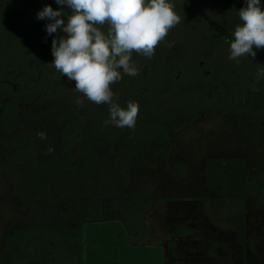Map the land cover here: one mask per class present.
<instances>
[{
    "label": "rangeland",
    "instance_id": "1",
    "mask_svg": "<svg viewBox=\"0 0 264 264\" xmlns=\"http://www.w3.org/2000/svg\"><path fill=\"white\" fill-rule=\"evenodd\" d=\"M233 1L221 0L218 3L211 1L205 3L203 7L194 6L189 11H181L176 8L179 0H170L175 4L174 10L182 18L181 23L171 29L165 40L156 47L155 54L159 55L147 58L133 54L134 58L135 55L138 57L135 60L137 67L142 62L152 64L151 71L149 72L148 69L145 75L147 80L144 85L152 86L153 89L156 85H162L155 83L156 77L162 74L167 75L171 71L162 64V54L164 55L167 49L173 47L185 48L186 57L177 61V64L185 69L190 70L195 59H198L201 54L209 57L210 61H215L214 66H221L220 60L216 62L217 57L211 56L212 53L201 51L202 44L196 39L195 32L203 16L207 15L216 19L217 16L228 15L232 11ZM212 25L211 22L206 24L209 29L213 27ZM171 38L174 40L171 41ZM171 42L172 45H170ZM262 50V53L256 55L261 57L262 64L254 63L252 67L257 73L258 69L264 66V49ZM242 58L239 63L234 61L232 64L236 67L250 64L247 60L242 61ZM256 72H254L255 75H257ZM214 75H210L211 79L221 83L226 93L235 90L232 85H229L230 82ZM138 76L139 74L134 77L124 75L122 81L113 85L112 88L118 99L126 102L122 107H126L129 101L143 102L145 106L149 104V114L145 112L138 117L135 128L130 129L121 138L119 136L116 139L117 135L115 137L114 133L106 132L104 129L101 134L95 135L101 140L103 136L111 137V140H107L110 145H113L111 154L113 159L117 157L118 165L123 171L111 169L95 178L88 176L85 171H80L79 176L80 179L87 181V188L91 190V194L102 198L101 202H97L98 205L111 203L113 200L119 206L114 209L113 214L103 209L104 215L101 219L94 213L88 214L92 211H87L84 217L86 221L101 222L104 219H119L126 223L130 235L132 231L133 246L165 248L169 243L178 245L180 240L177 235H174L177 231L171 232L172 224L176 219H184L187 220L188 225L194 226L191 229L199 227L198 231L203 234L201 241L198 239L200 237L185 241L186 244L188 243L186 246L189 250L186 256H180V258L185 260L186 264H264V191L260 195L249 192L244 210L238 202L232 200L204 203L195 199L200 195L203 187V166L207 158H244L251 181L258 175L264 174L263 120L259 117L257 118L259 122L240 125L237 114L227 113L225 110L223 112V108L216 107L212 113H205L193 122L187 124L182 121L176 122V118L182 116L186 110V105L180 103L181 97H169L168 103L149 98L147 101L149 103L146 104V99L137 98L139 87L144 86L138 81ZM261 78L264 79V77ZM190 79L188 77L186 82ZM50 80V77L47 78L43 85H48ZM65 87L63 85V88ZM51 93L52 98L49 101L30 105L20 104V110L13 121L14 128L8 129V125L0 121V259L9 249L11 239L18 236L17 231L29 228L32 221L38 222L39 229L48 228L53 232H60L62 236L57 237L59 245L63 239L67 243L66 234L78 225V219L74 215V196L69 192L66 194L63 190H60V193L48 192L36 181L27 179L25 174L33 168L27 147L18 149V147L11 148L10 145H5V139L16 137L22 130L37 129V134L45 133L39 124H37L39 128H36V124L27 120L32 119L35 112L44 111L43 113L47 112L46 124L50 127L49 132L51 131L52 134L46 132V139L43 140L49 142L51 147L39 136L36 137L39 153L49 156L44 158L37 155L40 166L37 173H45L52 177L54 173L63 169L64 163H61V160L64 154L69 152L76 155V151L84 152L82 150L84 148L88 150L94 148L89 139L83 142L73 139L74 133H79L74 130L69 138L56 141L57 135L62 131V125H56L51 118L57 115L58 119L64 120L68 117V108L70 109L72 104L79 120L88 119L91 123L90 116L103 105L88 101L80 93L78 96L75 93L71 95L63 93L62 96ZM78 99L84 101L82 105L76 103ZM6 102L9 103L10 100ZM172 123L174 124L171 128H176L177 131H172L167 138H162L161 143L158 142L157 139L161 138L159 132L167 133ZM97 127L98 125L93 126L95 130ZM75 130L81 131V127L78 125ZM96 131L100 133L99 129ZM81 132L84 138L91 137L90 127H86V130L83 129ZM53 140L56 141L58 149ZM107 146L109 145H104V148ZM140 149H143L141 153ZM175 164L183 166V174H177L174 171ZM114 174H117V177ZM98 179L102 181L99 183ZM81 188L77 186L76 190L80 191ZM141 198L149 201L148 209L144 212L137 209L141 208V204L144 205L145 200H136ZM242 212H244V218ZM198 240L200 241L198 244H193V241ZM179 245L182 249L181 243ZM198 246L202 248L197 250ZM166 251L167 247L165 259ZM59 254L57 264H61L67 252L65 250Z\"/></svg>",
    "mask_w": 264,
    "mask_h": 264
},
{
    "label": "trees",
    "instance_id": "2",
    "mask_svg": "<svg viewBox=\"0 0 264 264\" xmlns=\"http://www.w3.org/2000/svg\"><path fill=\"white\" fill-rule=\"evenodd\" d=\"M211 1L218 3L221 0H179L176 8L181 11H189L194 6L203 7L205 3ZM261 3L264 5V0H261ZM232 4V11L228 15H220L216 19L207 15L203 16L199 22L200 26L195 32L196 39L202 44L200 45L201 51L212 53L211 56L217 57L216 62L220 60L221 66H214L215 61H210L209 57L201 54L188 70L177 64L178 60L186 57L185 48L167 49L165 54H162V64L170 68L171 71L167 75L162 74L155 79V83L162 85H156L154 89L152 86L144 85L147 80L145 75L148 69L149 72L151 71L152 64L148 65L146 62L138 64V81L144 86L139 87L137 98L146 99V102L152 98L168 103L169 97H181L180 103L186 105V110L175 121H182L185 124L199 119L205 113H212L216 107L223 108V112L225 110L227 113L237 114V121L240 125L254 121L259 122L257 120L259 117L264 123V79L255 75L256 71L252 68L254 63L262 64L261 57L256 56L253 59L251 56H245L242 61L247 60L250 64L239 67L234 66L232 64L234 60L229 59L233 32L235 27L241 23L238 10L245 7V0H234ZM46 5H50L54 10L61 8L55 3V0H0V100L5 102H0V121L6 123L8 129L14 128L13 121L20 110V104L30 105L49 101L52 98L51 92L58 96H62L63 93L66 95L75 93L77 96L79 94L74 89L75 81L68 80L51 65L54 59L51 51L52 40L58 34H64L58 30V33L49 36L45 31V25L50 21L36 18L37 13ZM64 11L67 15L69 10L65 7ZM207 22H211L213 27L209 29L206 26ZM102 30L106 32L107 28ZM254 50L257 53L263 51L255 49V47ZM137 58L135 55L133 60L135 61ZM210 75L230 82L229 85H232L235 90L226 93L222 84L211 79ZM49 77L51 78L49 84L44 86L43 82ZM188 77L191 79L186 82ZM63 85L66 87L63 88ZM40 86L44 88L39 90ZM7 100L10 102H6ZM117 102L121 107L126 103L119 99ZM138 103L140 106L138 117H141L145 112L149 114V102L146 103L148 104L146 106L143 102ZM70 107V109L68 108V117L64 120L58 119L57 115H53L51 118L56 125H62V131L57 135L58 140L56 139V141L69 138L70 133L74 130L79 133H74L73 139L82 142L89 139L94 148L90 150L81 148L84 152L76 151V155L69 152L64 154L61 160V163H64L63 169L54 173L55 175L53 174L52 177L45 173H37L38 167H40L37 155L44 158L49 157L39 153L38 141H36L37 129L22 130L16 137L5 139V145H10L11 148L18 147V149L27 147L33 167L30 172L25 174L27 179L36 181L48 192L60 193V190H63L66 194L69 192L74 196V215L78 219V225L66 234L67 243L63 239L59 245L57 237L62 236L60 232L59 234L48 230V228L39 229L38 222L32 221L29 228L17 231L18 236L11 239L10 247L1 257L0 264H57L59 253L65 250L67 255H64L65 259L61 264L66 262L68 264H164L161 248L131 244L132 231L130 235L125 222L115 218L104 219L101 222H98L99 220L87 222L84 218L87 211H92L88 214L94 213L101 219L104 215L103 209L113 214L114 209L119 206L112 199L111 203L106 202L103 203L104 205L102 204L103 206L98 205L97 202H101L102 198L99 195L97 197L91 194V190L87 188V181L79 177L80 171H85L88 176L93 178L101 175L102 172L107 173L111 169L118 172L123 171L118 165L117 157L113 159L111 154L113 145L107 141L111 140V137L103 136V140H101L97 139L95 135L101 134L104 129L106 132L114 133L115 137L117 135L116 139H118L119 136L121 138L122 135L128 133L130 129L127 127L118 128L105 123L109 117L108 105H103L93 112V115L90 116L91 123L88 122V119L79 120L76 110L73 109L75 107L72 108V104ZM43 112H35L32 119L27 120L36 124V128H39L37 127L39 124L45 133L52 134L51 131L49 132L50 127L46 124L48 121L46 119L47 112ZM173 124H170L167 133L159 132L161 138L157 139L158 142L161 143L162 138H167L172 131H177L176 128H171ZM78 125L81 127V131L90 127L91 137L84 138L81 131L75 130ZM95 125H98L96 130L99 129L100 133H97L93 128ZM49 138L47 139L49 140ZM42 141L44 140L42 139ZM53 141L58 149L56 141ZM44 143L49 144L45 141ZM49 145L51 147V144ZM104 145L109 146L104 148ZM143 149H140L139 152L141 153ZM174 171L177 174H183V166L175 164ZM114 175L117 177V174ZM98 180L99 183L102 181V179ZM76 184L82 187L80 191L76 190ZM263 191L264 174L258 175L251 181L244 158L211 157L204 162L203 187L200 195L195 199L204 203L232 200L238 202L244 210L249 192L260 195ZM136 200H145L144 205L141 204V208H137L139 211L144 212L148 209V200L144 198ZM242 217L244 218V212H242Z\"/></svg>",
    "mask_w": 264,
    "mask_h": 264
},
{
    "label": "clouds",
    "instance_id": "3",
    "mask_svg": "<svg viewBox=\"0 0 264 264\" xmlns=\"http://www.w3.org/2000/svg\"><path fill=\"white\" fill-rule=\"evenodd\" d=\"M60 10L46 5L37 13L49 36L62 31L52 40L51 63L70 81L75 91L97 105L109 106L105 121L118 128L134 129L140 106L129 101L126 107L117 102L112 86L124 75L136 76L139 69L133 54L151 58L156 47L171 29L181 23V16L170 0H55ZM68 14H65L64 8ZM241 21L233 32L229 59L237 63L241 57H256L255 49H264V5L261 0H245L238 10ZM66 17V20H65ZM107 27V31L102 29ZM122 70V71H121ZM264 77V66L258 69ZM255 90V88H254ZM78 99V105L83 104ZM46 139V134H37Z\"/></svg>",
    "mask_w": 264,
    "mask_h": 264
},
{
    "label": "flooded vegetation",
    "instance_id": "4",
    "mask_svg": "<svg viewBox=\"0 0 264 264\" xmlns=\"http://www.w3.org/2000/svg\"><path fill=\"white\" fill-rule=\"evenodd\" d=\"M215 158H224V157H215ZM178 219L175 220V223L172 224V233H175L177 231V234H174V235H177V237L179 238V242H178V245H174L173 243H169L167 244V256H166V261H167V264H186L185 260L181 259L180 256H186V252L189 250L187 249L188 247L186 246L187 244L185 243V241H189L191 238H194V237H200L198 238L200 241L202 240V236L203 234L200 233L198 231V228L199 227H196L194 229H191L192 227H194L193 225H188L187 224V220H184V219ZM180 235V236H179ZM193 241V244H198V242L200 241ZM131 242V240H130ZM181 243V246H182V249H180V244ZM132 244V242H131ZM203 246V244H201ZM198 246L195 247L197 248V250H200V248H202ZM150 247H158V248H161L164 255H165V248H162L160 246H150ZM174 247V248H173ZM8 250V249H7ZM182 253V254H180Z\"/></svg>",
    "mask_w": 264,
    "mask_h": 264
},
{
    "label": "crops",
    "instance_id": "5",
    "mask_svg": "<svg viewBox=\"0 0 264 264\" xmlns=\"http://www.w3.org/2000/svg\"><path fill=\"white\" fill-rule=\"evenodd\" d=\"M163 261H164V264H167V261H166V259H165V255H164V253H163Z\"/></svg>",
    "mask_w": 264,
    "mask_h": 264
}]
</instances>
